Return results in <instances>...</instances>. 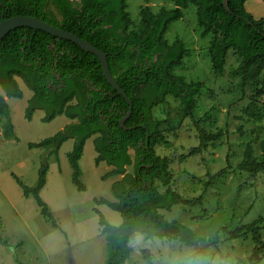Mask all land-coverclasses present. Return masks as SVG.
<instances>
[{
  "label": "trees",
  "instance_id": "trees-1",
  "mask_svg": "<svg viewBox=\"0 0 264 264\" xmlns=\"http://www.w3.org/2000/svg\"><path fill=\"white\" fill-rule=\"evenodd\" d=\"M76 1L75 5L70 0H0V16L37 17L105 53L112 77L132 103V112L124 122L126 129L121 128L119 121L127 114L129 106L103 77L100 63L93 54L85 53L69 41L21 27L0 41L3 136H15L6 99L23 97L17 79L32 92L24 110L26 120L31 119L35 110L42 109V122H49L58 115L72 121L52 136L29 143L28 147L57 153L66 140L72 139L73 145L66 157L71 168V183L78 191L85 189L78 161L85 141L96 136L94 163L103 162L111 167L100 179L121 176L110 186L115 201L105 198L94 201L105 204L122 218V222L114 226L93 209L106 242L104 264H123L132 252L129 242L135 234L145 240L167 238L186 247L201 248L200 236L178 220H167L159 213L160 209L169 211L176 204H195L197 199H182L171 188L170 159L156 152L160 145L167 146L160 129L162 121L153 118L152 110L164 104L167 96H172L179 101L184 113L191 115L202 89L199 82H186L174 74L189 52L180 39L168 44L164 34L171 23L183 18V11L189 5L194 6L201 36L211 35L208 55L213 74H224L227 52L232 50L239 59L235 74L245 79L263 69V19H255L246 11L247 0H227L231 13L225 10L222 0H166L173 3L172 9L152 12L148 6L142 7L138 29L131 30L127 0ZM47 5H52L60 17L49 8L44 11ZM130 165L132 173L126 172ZM245 168L250 173L264 172V141L258 160L247 163ZM47 169V165L38 169L33 186L24 185L14 174L12 177L23 197H32L41 216L51 227L59 228L39 195L46 182ZM158 183L164 188L162 193L157 189ZM259 223L264 225V217L240 229L251 234L257 248L261 242L255 225ZM0 241L6 244L1 238Z\"/></svg>",
  "mask_w": 264,
  "mask_h": 264
},
{
  "label": "rangeland",
  "instance_id": "rangeland-1",
  "mask_svg": "<svg viewBox=\"0 0 264 264\" xmlns=\"http://www.w3.org/2000/svg\"><path fill=\"white\" fill-rule=\"evenodd\" d=\"M248 3L264 11V0ZM144 6L157 12L174 5L166 0H127L129 29H138ZM195 11L189 5L183 18L171 23L164 34L168 44L180 39L189 52L174 74L202 85L195 109L186 115L179 101L167 96L152 114L162 121L160 129L167 146L160 145L156 152L170 159L171 188L182 199H197L195 204H176L159 213L188 226L203 239L201 248L167 238L145 240L135 234L129 242L132 252L123 264H264V225H255L259 248L250 233L240 230L264 217V172L250 173L245 168L258 160L264 141V65L257 75L243 79L235 74L239 59L229 50L224 74L214 75L208 55L211 35L201 36ZM17 82L23 97L6 99L14 137L3 136L5 119L0 115V238L6 242L0 241V264H104L106 242L93 209L114 226L122 218L94 201H115L110 186L120 176L100 179L111 167L94 163L96 136L85 141L78 161L83 191L71 183L66 154L72 139L66 140L57 153L29 148V143L52 136L72 121L58 115L42 122V109L26 120L24 110L32 92L20 79ZM129 152L133 158V151ZM42 165L48 169L39 195L59 228L51 227L41 216L32 197H23L12 177L14 174L24 185L33 186ZM126 172L132 173L133 166L126 167ZM157 187L160 193L164 191L159 183Z\"/></svg>",
  "mask_w": 264,
  "mask_h": 264
},
{
  "label": "water",
  "instance_id": "water-1",
  "mask_svg": "<svg viewBox=\"0 0 264 264\" xmlns=\"http://www.w3.org/2000/svg\"><path fill=\"white\" fill-rule=\"evenodd\" d=\"M222 5L224 6L225 10L228 13H231L230 10L228 9L227 6V0H222ZM21 27H26L29 28L33 31H42L46 34H49L53 37L60 38L66 41H69L75 45H77L82 51L85 53H91L93 54L97 60L100 63L101 70L103 77L106 79V81L111 85V87L116 91L117 95H120L123 97V99L126 101L128 104V112L127 114L120 119V126L123 129H126L124 127V122L126 119L130 116L132 112V103L128 99L127 95L125 92L118 86L114 78L112 77L109 67H108V60H107V55L103 53L102 51L98 50L94 46H92L89 42L84 41L80 39L78 36L74 35L71 32L59 29L53 25H50L36 17L32 16H25V15H16L12 16L9 18H2L0 20V41L11 31L21 28ZM147 139V138H146ZM147 144V142H146Z\"/></svg>",
  "mask_w": 264,
  "mask_h": 264
},
{
  "label": "crops",
  "instance_id": "crops-1",
  "mask_svg": "<svg viewBox=\"0 0 264 264\" xmlns=\"http://www.w3.org/2000/svg\"><path fill=\"white\" fill-rule=\"evenodd\" d=\"M244 7L246 9L247 12H249L255 19H263L264 21V11L262 12L261 10H259V8H257L256 5L254 6H250L248 3V0L245 2ZM121 178V176H120Z\"/></svg>",
  "mask_w": 264,
  "mask_h": 264
},
{
  "label": "flooded vegetation",
  "instance_id": "flooded-vegetation-1",
  "mask_svg": "<svg viewBox=\"0 0 264 264\" xmlns=\"http://www.w3.org/2000/svg\"><path fill=\"white\" fill-rule=\"evenodd\" d=\"M71 2H73V3H75V5L77 4V1L76 0H70ZM47 8H49V10L56 16V17H60L59 15H58V12L54 9V7L51 5V6H45L44 7V11H47L46 9ZM1 18H0V20L2 19V18H5V17H3V16H0ZM37 18V17H36ZM39 19V18H38ZM43 21V20H42ZM45 22V21H44ZM58 28V27H57ZM32 95V94H31Z\"/></svg>",
  "mask_w": 264,
  "mask_h": 264
}]
</instances>
